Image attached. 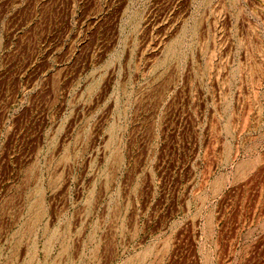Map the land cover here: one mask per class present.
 <instances>
[{"label":"rangeland","instance_id":"rangeland-1","mask_svg":"<svg viewBox=\"0 0 264 264\" xmlns=\"http://www.w3.org/2000/svg\"><path fill=\"white\" fill-rule=\"evenodd\" d=\"M0 264H264V0H0Z\"/></svg>","mask_w":264,"mask_h":264}]
</instances>
